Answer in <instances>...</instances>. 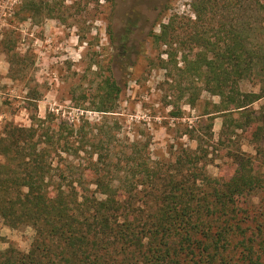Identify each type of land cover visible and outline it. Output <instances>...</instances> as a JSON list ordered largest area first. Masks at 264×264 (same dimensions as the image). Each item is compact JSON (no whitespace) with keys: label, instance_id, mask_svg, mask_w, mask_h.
<instances>
[{"label":"trees","instance_id":"16d2710c","mask_svg":"<svg viewBox=\"0 0 264 264\" xmlns=\"http://www.w3.org/2000/svg\"><path fill=\"white\" fill-rule=\"evenodd\" d=\"M64 1L46 0L55 13ZM44 4L22 0L30 10ZM190 5V15L171 14L150 37L157 67L179 92L167 104L171 117L185 118L183 98L191 107L203 92L219 98L195 123L181 122V137L196 145L177 141L160 156L151 134L122 138L107 118L122 91L112 74L98 85L101 120L76 125L34 112L28 126L8 122L0 218L32 227L34 238L27 251L0 249V264H264V199L254 201L264 193V0ZM217 117L219 142L245 135L255 150L237 146L220 176L209 171Z\"/></svg>","mask_w":264,"mask_h":264},{"label":"rangeland","instance_id":"374dc122","mask_svg":"<svg viewBox=\"0 0 264 264\" xmlns=\"http://www.w3.org/2000/svg\"><path fill=\"white\" fill-rule=\"evenodd\" d=\"M191 1L65 0L63 10L55 13L46 0L37 10L26 9L22 0H0V136L10 121L30 125L34 112L40 117L61 113L76 125L101 120L103 113L95 110L98 85L112 74L122 91L116 111L107 113V118L111 124L117 121L122 138L151 134L152 149L160 156H169L170 146L177 141L194 147L196 142L181 137L185 131L181 122L195 123L205 106L219 98L203 92L195 107L183 98L178 102L185 118L171 117L172 107L167 104L179 92L176 81L157 67L150 37V31H159L171 14L190 15ZM179 65L184 63L180 60ZM255 85L246 87L256 89ZM222 122L217 117L213 126L211 142L216 149L210 154L209 171L214 176L228 172L230 153L237 146L255 153L245 135L234 136L235 145L226 139L219 142ZM263 197L264 193L258 194L255 203L260 205ZM33 238L32 227L13 229L0 218V249L14 245L27 251Z\"/></svg>","mask_w":264,"mask_h":264}]
</instances>
